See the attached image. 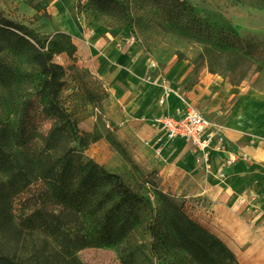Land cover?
<instances>
[{
  "label": "rangeland",
  "instance_id": "obj_1",
  "mask_svg": "<svg viewBox=\"0 0 264 264\" xmlns=\"http://www.w3.org/2000/svg\"><path fill=\"white\" fill-rule=\"evenodd\" d=\"M118 1L127 6L134 34L130 33L124 18L115 12L112 5L102 11V1L98 0H0V13L39 39L43 44L41 50L53 63L65 68L74 64L84 72L82 77L68 72L66 84L59 94L79 130L77 140L62 137V147H74L84 157H92L108 171L122 176L131 189L148 197L158 213L165 207L160 196L163 193L180 205L191 219L213 233L212 219L201 209V199L183 190L173 195L171 189L167 190L163 184L159 171L145 165L146 161H139L142 155L139 148L125 146L123 156V149L114 138V123L109 118L111 106L105 83L91 71L100 68L116 43L143 51L148 58L149 69L184 65L188 72L180 87L185 91L208 77L242 92L264 94V0H182L190 12L178 21H169L164 11L148 0ZM64 17L73 23L69 28L74 29L72 32H68V28L62 29L66 21ZM114 35L119 37L118 41ZM29 41L34 43L31 39ZM234 48L239 49V53ZM0 63L7 67L9 79H13L9 90L0 85L1 126V123L14 121L12 101L33 94L43 77L27 54H18L1 45ZM151 63L156 66L151 67ZM85 85L92 92L100 87L107 96L89 103L83 96ZM190 105L198 111L203 109L202 106ZM151 125L155 131L152 121ZM218 134L223 148V137L220 132ZM251 143L260 149L264 147L262 140L246 137L237 144L246 146ZM194 150L203 159L202 153L195 147ZM209 154L208 160L202 161L205 167L210 165ZM230 159L234 161L230 162ZM253 159V164L246 155L225 159V169L235 162L242 165L239 173L241 192L235 199L242 208L236 214V223H232L230 217H224L226 224L221 222L223 236L220 239L235 254L244 256L251 249H257L259 254L256 255L264 257V152ZM218 176L225 179L222 173ZM36 187L35 183L30 185L31 190ZM21 206L16 203L18 212ZM54 213H58V209ZM62 220L67 231L80 228L72 215H64ZM145 223L146 220L138 224L131 236L119 244L83 248L75 251L73 259L61 252L56 239L37 234L25 235L19 252L34 264H194L174 244L165 228H161L162 234L158 238H150ZM244 258L245 264H255L249 254ZM238 262L241 264V259Z\"/></svg>",
  "mask_w": 264,
  "mask_h": 264
},
{
  "label": "trees",
  "instance_id": "obj_2",
  "mask_svg": "<svg viewBox=\"0 0 264 264\" xmlns=\"http://www.w3.org/2000/svg\"><path fill=\"white\" fill-rule=\"evenodd\" d=\"M98 1H102V11L112 5L134 34L124 3ZM148 1L163 10L169 21H178L190 12L182 0ZM0 45L27 54L43 77L33 94L12 101L14 121L0 126V264H34L19 252L28 234L56 239L61 252L73 259L75 251L83 248L119 244L144 220L150 238H158L165 228L194 264H239L219 237L163 193L160 196L165 207L158 213L148 197L131 189L122 176L84 157L74 147H62L61 138L77 140L79 130L59 94L68 72L82 77V69L53 63L41 50L39 39L1 13ZM12 84L7 67L0 63V85L9 90ZM97 89L92 92L85 85L83 96L89 103L107 96L100 87ZM32 183L37 185L34 190ZM17 202L22 205L19 212ZM64 215L74 216L80 228L67 231Z\"/></svg>",
  "mask_w": 264,
  "mask_h": 264
},
{
  "label": "crops",
  "instance_id": "obj_3",
  "mask_svg": "<svg viewBox=\"0 0 264 264\" xmlns=\"http://www.w3.org/2000/svg\"><path fill=\"white\" fill-rule=\"evenodd\" d=\"M118 38L116 36L115 41ZM147 59L143 51L115 43L100 68L91 71L104 81L109 94V118L114 123L116 143L123 149V156L125 146L139 148L142 152L139 161H146L145 165L159 171L163 184L173 195L183 190L201 199V209L212 219L213 234L220 238L223 236L221 222L226 224L224 217L228 216L236 223V214L242 208L235 201L241 192L239 173L242 165L235 162L225 169V159L246 155L253 164V157L264 152V147L260 149L252 143L238 145L245 137L262 140L264 144V94L242 92L208 77L185 91L180 87L188 72L184 65L149 69ZM183 100L202 106L199 111L212 125H217L223 137V148L210 151L209 168L203 165L200 154L188 141L179 138L155 141L151 120L181 111ZM220 173L225 179L218 176ZM248 254L255 264H264V257L256 255L259 254L257 249H251L245 255ZM235 255L237 260L241 259V264H245V255Z\"/></svg>",
  "mask_w": 264,
  "mask_h": 264
},
{
  "label": "built area",
  "instance_id": "obj_4",
  "mask_svg": "<svg viewBox=\"0 0 264 264\" xmlns=\"http://www.w3.org/2000/svg\"><path fill=\"white\" fill-rule=\"evenodd\" d=\"M155 67V63L150 64ZM169 90L167 91V93ZM157 142L182 138L202 153L203 161L208 160L209 151L220 149L221 138L217 129L201 112L183 100V109L177 113L160 116L151 120ZM234 159H230L233 162Z\"/></svg>",
  "mask_w": 264,
  "mask_h": 264
},
{
  "label": "bare ground",
  "instance_id": "obj_5",
  "mask_svg": "<svg viewBox=\"0 0 264 264\" xmlns=\"http://www.w3.org/2000/svg\"><path fill=\"white\" fill-rule=\"evenodd\" d=\"M66 19V21L63 22V28H72L73 23L71 21H69L70 19H68V17H64Z\"/></svg>",
  "mask_w": 264,
  "mask_h": 264
}]
</instances>
